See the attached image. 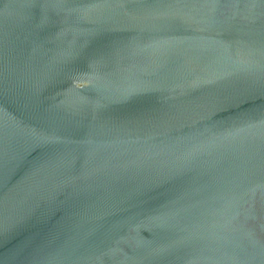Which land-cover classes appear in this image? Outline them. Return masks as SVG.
<instances>
[{"label": "water", "instance_id": "1", "mask_svg": "<svg viewBox=\"0 0 264 264\" xmlns=\"http://www.w3.org/2000/svg\"><path fill=\"white\" fill-rule=\"evenodd\" d=\"M0 264H264V0H0Z\"/></svg>", "mask_w": 264, "mask_h": 264}]
</instances>
